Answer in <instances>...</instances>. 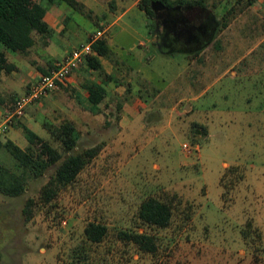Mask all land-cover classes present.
<instances>
[{
    "label": "rangeland",
    "instance_id": "rangeland-1",
    "mask_svg": "<svg viewBox=\"0 0 264 264\" xmlns=\"http://www.w3.org/2000/svg\"><path fill=\"white\" fill-rule=\"evenodd\" d=\"M80 1L90 17L64 3L60 48L80 47L107 26L111 72L86 67L85 81L33 104L32 130L59 146L44 123L69 120L77 128L73 153L95 145L102 150L52 204H37L30 221L25 202L37 198L57 166L30 179L18 196L0 191V264H264V3L253 2L221 28L223 15L247 0L189 6L179 24L183 8H166L153 27L141 19L140 0ZM186 31L207 34L209 41L223 34L204 46ZM42 56L33 52L34 70L6 81L10 102L37 80L30 71L46 67ZM92 83L106 92L98 106L88 100ZM22 124L12 141L26 150L31 144ZM10 130L0 136L1 173L16 169L4 146ZM149 197L172 202L168 227L140 219ZM92 221L109 227L100 243L84 235ZM120 230L154 236L157 253L120 240Z\"/></svg>",
    "mask_w": 264,
    "mask_h": 264
},
{
    "label": "trees",
    "instance_id": "trees-1",
    "mask_svg": "<svg viewBox=\"0 0 264 264\" xmlns=\"http://www.w3.org/2000/svg\"><path fill=\"white\" fill-rule=\"evenodd\" d=\"M162 1L169 9L175 7L199 6L209 8L207 0H140L139 7L147 18V26L157 24V13L152 9V2ZM48 4L65 2L75 11L90 17L91 10L80 0H0V77L10 75L17 69V65L9 58L8 51L20 54L29 53L37 44V37L50 38L54 29L46 20ZM253 0L245 3L238 1L237 7H231L222 17L221 28H227L232 18L238 12H242ZM156 19L155 24L152 21ZM102 27V26H100ZM220 28V29H221ZM150 33H153L152 28ZM93 50L99 56L110 58L113 51L103 38L93 44ZM97 55L86 58L85 64L94 71L102 72L103 67ZM54 66V65H53ZM52 66V68H53ZM51 68V69H52ZM43 73L49 71L42 68ZM88 100L98 106L105 99V89L99 83L87 86ZM16 97L8 103V108L13 109ZM20 120H16V123ZM51 135L59 141V146H54L46 139H40L38 134L26 125H22L23 132L30 142L28 149H23L12 140L4 143L5 148L16 160V169L6 173L0 171V191L11 196H18L26 190L30 179L39 178L52 166L56 165L55 172L41 186L37 198L30 197L23 207L26 221H30L35 215L36 205L52 204L62 189L74 183L81 171L89 165L102 150L101 145L87 147L73 153L78 145L77 128L72 121H66L52 126L44 123ZM36 145V148L33 145ZM174 207L172 202L156 197L145 199L140 207V219L149 225L168 227L171 223ZM109 233V227L102 222H89L84 228L86 240L92 243L102 242ZM118 237L124 242L134 243L139 250L155 254L158 251V243L154 236L137 231L120 230Z\"/></svg>",
    "mask_w": 264,
    "mask_h": 264
},
{
    "label": "crops",
    "instance_id": "crops-1",
    "mask_svg": "<svg viewBox=\"0 0 264 264\" xmlns=\"http://www.w3.org/2000/svg\"><path fill=\"white\" fill-rule=\"evenodd\" d=\"M65 2H57L55 4H48L45 2V5L47 7V15H46V20L47 22L51 25V27L54 29V34L48 38V37H37L38 38V42L37 44L32 48V50L27 53V54H20V53H17L15 52L16 54H10V51H8V55H9V58L12 62H14L16 65H17V69L14 70L10 75H1L0 77V114L4 113L5 111L9 110L8 108V103L10 102V95L12 94V92H10V86L8 88V82L6 81H9L10 79H14V78H17V75L19 74L20 75V72H25L24 70L27 68V69H30V70H34L33 69V65H30L32 63H30L31 61H29V56L34 52L35 54H37L38 56L42 55V53H44V56H42L43 59H46L47 61H45V65L46 67H44V69L50 71L52 66L54 65V63L56 62V60L62 58L65 54H66V50L67 49H71L69 47H66L65 49H61V45L63 44V41L58 37V34L62 31L63 27H61L60 29H58V23L61 22L64 18H66V15L64 14V11L62 8H64V4ZM189 7L186 6V7H183V12L179 11L178 13V16H179V21L177 22L178 24L181 22L180 18L183 17V14L185 15V13L187 11H189ZM142 13H144L142 10H141ZM127 12L124 13V17L125 18H133V16H127L126 15ZM54 14V15H52ZM145 15V14H144ZM127 16V17H126ZM140 16V15H139ZM55 17V18H53ZM141 17V16H140ZM184 18V17H183ZM54 19V21H53ZM144 21H146V16L145 18H142ZM134 20V19H133ZM185 20H187L185 18ZM56 21V25L53 23ZM128 21V24H131L132 21L130 20H127ZM191 23V22H190ZM131 25H129L130 27ZM146 29H147V26H145ZM175 27L178 29L179 25H175ZM58 29V30H57ZM185 29V28H184ZM183 29V30H184ZM189 31H186L184 32L185 34H187ZM128 33L132 34L131 32L128 31ZM222 34H220V36H211L210 37V41L208 40V37H207V34L204 35L202 33H199L198 31H192L191 33L187 34V37L189 39L192 40V42H195V43H199V44H202V45H207V44H210V43H213L215 41H219L222 39ZM256 48V47H255ZM254 48L250 49L248 52H251ZM204 49L200 50L201 52H205V50L203 51ZM13 52V51H12ZM38 52V53H37ZM24 56V57H23ZM26 56H28V60H26ZM98 56V59L102 65L103 68L107 69V72H111L110 70H108L107 68V65H106V60H105V57L103 56ZM246 55H243L240 59H238V61H240L243 57H245ZM185 66V64H184ZM86 67L89 68L86 64L84 65L83 68H79L75 73L74 75H72V80H70V84L71 85H79L82 81H85L84 80V75H83V72H86ZM85 69V70H84ZM92 70V69H91ZM42 72V69L41 67H37L36 71H30V74H34V76H39ZM68 85V84H67ZM28 88V87H27ZM26 91V90H25ZM24 91V92H25ZM23 92V93H24ZM206 91H201L200 93H198L199 95L197 97H203L204 96V93ZM22 93V94H23ZM21 95V94H20ZM19 96V95H18ZM195 97V98H197ZM37 107L34 106V105H31L26 113V115L24 116V118H22V120H20V124L22 125H26L28 126L29 128L32 129V124L33 122H37L36 119V116L34 113H32V111L34 109H36ZM19 123L15 124L13 126V128L10 130L9 132V139L10 140H13L15 141V137H19V135L21 134L20 133V128H19Z\"/></svg>",
    "mask_w": 264,
    "mask_h": 264
},
{
    "label": "built area",
    "instance_id": "built-area-1",
    "mask_svg": "<svg viewBox=\"0 0 264 264\" xmlns=\"http://www.w3.org/2000/svg\"><path fill=\"white\" fill-rule=\"evenodd\" d=\"M253 1L264 3V0ZM108 31L109 27L107 26L96 29L88 42L71 49L62 58L56 60L48 73H41L23 94L17 96L14 108L0 114V136L6 135L15 125L16 120H21L26 115L27 109L31 105L67 86L73 73L85 64L86 58L90 55H97L93 50V44L105 37Z\"/></svg>",
    "mask_w": 264,
    "mask_h": 264
},
{
    "label": "water",
    "instance_id": "water-1",
    "mask_svg": "<svg viewBox=\"0 0 264 264\" xmlns=\"http://www.w3.org/2000/svg\"><path fill=\"white\" fill-rule=\"evenodd\" d=\"M168 8L162 1L152 2V9L157 13L160 10ZM177 8V7H175ZM169 9V8H168ZM174 9V8H173Z\"/></svg>",
    "mask_w": 264,
    "mask_h": 264
}]
</instances>
